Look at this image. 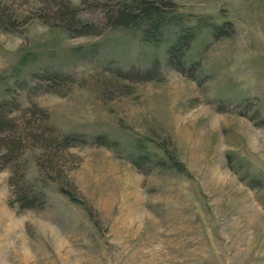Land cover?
Listing matches in <instances>:
<instances>
[{
    "label": "rangeland",
    "instance_id": "374dc122",
    "mask_svg": "<svg viewBox=\"0 0 264 264\" xmlns=\"http://www.w3.org/2000/svg\"><path fill=\"white\" fill-rule=\"evenodd\" d=\"M121 1L5 0L0 99L85 139L58 181L42 179L41 148L25 151L43 208L12 203L0 170V264H264V0H173L152 40L138 26L77 36L53 18L64 2L101 26ZM184 32L187 73L167 61ZM43 69L70 77L46 89Z\"/></svg>",
    "mask_w": 264,
    "mask_h": 264
},
{
    "label": "trees",
    "instance_id": "16d2710c",
    "mask_svg": "<svg viewBox=\"0 0 264 264\" xmlns=\"http://www.w3.org/2000/svg\"><path fill=\"white\" fill-rule=\"evenodd\" d=\"M175 6L173 0H124L106 11L101 26L80 17L76 8L64 2L59 4L52 13L55 21L77 36L98 35L109 26H138L142 29L144 36L152 40L157 35H161L163 29L173 22V18L168 17L167 11ZM4 21L9 27L15 23V19L6 14L5 0H0V22ZM190 39L189 32H184L177 37L168 50L167 61L184 73H187V69L182 56L190 46ZM132 69H121L120 74L130 75V72L127 71ZM140 71L137 72L138 74L142 73L139 75H143L139 76L140 80L152 79L153 69L147 68ZM32 77L44 84V88L50 89L53 84H62L70 75L56 70L43 69L33 73ZM83 139H85L83 133H66L51 124L48 112L35 102L22 106L15 97L0 99V170L11 168L9 182L13 197L12 203H18L21 208L40 209L45 206L47 201L43 191L25 180L21 159L27 149L30 147L42 149V153L38 156L41 177L44 181H58L64 172L59 162L60 159L67 155L70 148L83 142ZM105 139L104 135L95 137L99 144L107 145ZM61 191L73 197L71 191L63 184Z\"/></svg>",
    "mask_w": 264,
    "mask_h": 264
}]
</instances>
